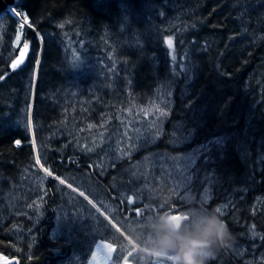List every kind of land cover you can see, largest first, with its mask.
<instances>
[{
    "label": "trees",
    "instance_id": "trees-1",
    "mask_svg": "<svg viewBox=\"0 0 264 264\" xmlns=\"http://www.w3.org/2000/svg\"><path fill=\"white\" fill-rule=\"evenodd\" d=\"M14 8L29 25H19L8 8L0 11L4 49L15 53L24 48L29 55L12 68L15 55L7 53L0 67L5 71L0 76L2 176L12 178L23 164L38 168L29 134L13 122L32 94L30 117L41 166L59 178L68 172L95 178L88 161L109 143L108 126L58 134L62 111L57 97L73 80L81 91L91 86L94 72L88 64L111 48L118 60L116 91L124 94L126 74L130 93L141 101L151 99L156 89L167 92L169 110L160 141L171 138L176 126L186 138L170 146L172 151L211 149L207 158L198 151L190 168L192 192L208 189L210 194L207 203L196 205L222 207L223 215L217 214L228 225L230 242L249 243L253 229L257 239L252 241L264 248V0H21ZM14 36H19L16 46ZM217 138L223 147L209 144ZM108 187L103 186L106 193ZM109 195L129 218L179 209L176 194L143 193L130 207L119 201V194ZM38 233L31 257L17 254L19 262L60 264L63 240L49 238L44 228ZM228 244L208 264H249ZM0 251L14 254L1 225ZM147 257L152 264H172L166 257Z\"/></svg>",
    "mask_w": 264,
    "mask_h": 264
},
{
    "label": "rangeland",
    "instance_id": "rangeland-1",
    "mask_svg": "<svg viewBox=\"0 0 264 264\" xmlns=\"http://www.w3.org/2000/svg\"><path fill=\"white\" fill-rule=\"evenodd\" d=\"M8 9L17 18L19 25H29L27 18L19 14L17 16L16 9ZM4 32L0 26V67L4 66L3 59L7 53L16 55L22 52L27 53V57L29 55L24 48H19L15 53L5 50L7 37ZM18 42L19 36H14L13 44L16 46ZM39 52L34 59L31 90ZM88 69L94 72L91 86L81 91L78 89V81L73 80L71 85L58 93L57 100L62 111L58 134L63 132L69 136L95 126H108L109 143L88 161L95 178L69 172L59 178L41 166L40 150L30 117L32 94L28 105L22 106L14 115V124L31 138L38 168L23 164L15 170L12 178L0 174V225L6 234L7 244L14 252L2 255L10 264H26L19 262L17 254L31 257L38 241V231L43 228L49 238L61 239L65 244L64 250L58 253L62 258L60 264H89L93 255L96 264H119L122 261L152 264L148 254L153 257L157 255L151 251H141L140 244L126 229L129 222L146 216H122L109 193L119 194V201L127 207L138 203L143 193L150 196L176 194L175 198L180 199L177 201L179 209L174 214L181 213L188 206L189 197L193 198L195 205L209 200L208 189L196 194L189 188V183L177 188L182 180L178 174L184 173L186 166L185 174L191 176L190 168L197 155L195 159L193 156L194 153L198 154L199 147L182 152L172 151V146L180 145L186 138L177 132L176 126L171 138L167 136L164 142L160 141L169 110L167 92L156 89L151 99L141 101L130 93L126 74L124 94L116 91L114 82L118 76V60L111 48L104 54H96L88 64ZM4 72H0V76ZM94 100L98 104L91 107ZM91 108L95 110L91 112ZM161 111L167 114L161 115ZM94 118L98 120L94 122ZM43 157L48 156L43 154ZM105 184L109 185L107 193L103 188ZM205 196L207 200L203 199ZM129 199L133 201L131 204L128 203ZM98 213L114 231L102 223ZM250 233L252 236L249 243L241 245L229 242L228 248L249 264H264V248L261 249L258 243L252 241L257 239L254 236L257 234L255 230L251 229ZM97 245L101 247L97 248ZM108 245L112 246L111 252ZM129 253L132 255L129 256Z\"/></svg>",
    "mask_w": 264,
    "mask_h": 264
},
{
    "label": "clouds",
    "instance_id": "clouds-1",
    "mask_svg": "<svg viewBox=\"0 0 264 264\" xmlns=\"http://www.w3.org/2000/svg\"><path fill=\"white\" fill-rule=\"evenodd\" d=\"M187 204L180 220L170 219V212H158L129 222L126 229L141 251L166 256L172 264H208L232 235L215 210L195 205L191 197Z\"/></svg>",
    "mask_w": 264,
    "mask_h": 264
},
{
    "label": "snow or ice",
    "instance_id": "snow-or-ice-1",
    "mask_svg": "<svg viewBox=\"0 0 264 264\" xmlns=\"http://www.w3.org/2000/svg\"><path fill=\"white\" fill-rule=\"evenodd\" d=\"M61 27H63V25H61ZM168 44H169V47H171V39L169 38L168 39ZM17 65L16 63L13 64V68H15ZM161 115H166L167 113L161 111L160 113ZM16 144L19 146L20 144V141H16ZM210 145H215L216 147L220 148V147H223V140L221 138H217V139H214L212 141L209 142ZM211 151V149L209 148L208 145H201L200 147V150L199 152L204 154L205 157L207 158V155L208 153ZM197 154L194 153V156H193V159H195V156ZM37 163H39V160H37ZM45 171L47 172L48 170L45 169ZM187 172V166H186V169H185V172L184 173H179L178 175H181L182 176V180L181 182L177 185V188H180V187H185L187 183H189L191 181V176L188 175V174H185ZM49 175H51V173H49ZM58 179V178H57ZM61 183H64V181H60ZM69 187H71V185H69ZM81 196L84 195L83 192L80 193ZM207 196L203 197L204 200H207ZM133 201L131 199L128 200V203L131 204ZM90 203V202H89ZM224 207H228V205H225ZM215 212L216 213H219L220 216L223 215V212H222V209L220 207H217L215 209ZM172 215L170 216V219H173V220H180L181 219V215L180 213L179 214H174V213H171ZM137 215H139V213H137ZM101 246L100 245H97V248H100ZM108 250L109 252H111L112 250V246L111 245H108ZM132 253H129V256H131ZM159 256V255H157ZM106 259L108 258L107 256L105 257Z\"/></svg>",
    "mask_w": 264,
    "mask_h": 264
},
{
    "label": "water",
    "instance_id": "water-1",
    "mask_svg": "<svg viewBox=\"0 0 264 264\" xmlns=\"http://www.w3.org/2000/svg\"><path fill=\"white\" fill-rule=\"evenodd\" d=\"M21 0H0V11L4 10L6 7L9 8L8 5H11V6H15L17 5L18 3H20ZM22 55H24L22 58H20ZM27 59V53H18L15 55L12 63H11V67L13 68V64L16 63V67H19L21 65H23L25 63ZM0 264H10V261L8 259H5L2 255V253L0 252Z\"/></svg>",
    "mask_w": 264,
    "mask_h": 264
},
{
    "label": "bare ground",
    "instance_id": "bare-ground-1",
    "mask_svg": "<svg viewBox=\"0 0 264 264\" xmlns=\"http://www.w3.org/2000/svg\"><path fill=\"white\" fill-rule=\"evenodd\" d=\"M6 1H8V0H6ZM9 6V8H11L12 6L11 5H8ZM15 9V8H14ZM18 14L19 13H17V16H18ZM89 264H96V260H95V258H94V255L91 257V259H90V261H89ZM123 264H131V263H129V262H124Z\"/></svg>",
    "mask_w": 264,
    "mask_h": 264
},
{
    "label": "crops",
    "instance_id": "crops-1",
    "mask_svg": "<svg viewBox=\"0 0 264 264\" xmlns=\"http://www.w3.org/2000/svg\"><path fill=\"white\" fill-rule=\"evenodd\" d=\"M124 262H126V261H122L121 263H119V264H123Z\"/></svg>",
    "mask_w": 264,
    "mask_h": 264
}]
</instances>
